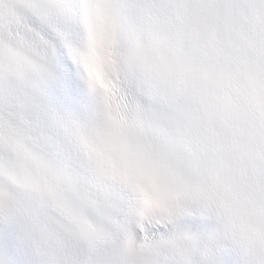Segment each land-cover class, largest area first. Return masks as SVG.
<instances>
[{
    "label": "snow or ice",
    "instance_id": "snow-or-ice-1",
    "mask_svg": "<svg viewBox=\"0 0 264 264\" xmlns=\"http://www.w3.org/2000/svg\"><path fill=\"white\" fill-rule=\"evenodd\" d=\"M0 264H264V0H0Z\"/></svg>",
    "mask_w": 264,
    "mask_h": 264
}]
</instances>
